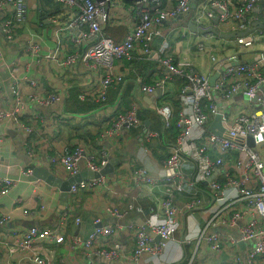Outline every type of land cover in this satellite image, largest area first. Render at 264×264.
Instances as JSON below:
<instances>
[{"label": "built area", "instance_id": "1", "mask_svg": "<svg viewBox=\"0 0 264 264\" xmlns=\"http://www.w3.org/2000/svg\"><path fill=\"white\" fill-rule=\"evenodd\" d=\"M52 1L59 4L69 16L64 25L60 19L51 20L55 27L53 47L42 49L45 45L39 44L41 39L36 33L28 35L22 46L33 61L54 62L61 75L80 67L84 69L90 82L86 81L85 86L78 91L80 102L102 105L107 99L108 90L124 82L126 73L123 69H117V63L131 61L137 48L142 49L143 55L148 58L155 56L156 61L166 69V74L151 85H145L139 78L137 82L142 92L162 93L169 81H181L176 95L178 111L174 123L175 141L164 161V167L170 173L157 179L151 178L143 168H136L131 173L138 190L163 188L165 199L162 219L157 220L159 215L152 207L144 209L135 204H127L121 210L108 207L117 223L107 226L95 220L93 232L83 238L65 233L64 227L68 223L79 224V219L73 217L68 209L58 217L55 229L32 226L20 233L11 229L9 235L13 239L2 244L17 247L34 264H55L56 249L63 246L70 257L83 255L90 264H94L91 262L94 259L116 264H170L162 259L163 244L176 242L179 213L172 205L171 197L185 192L180 164L186 160L193 163L194 171L186 174V188L190 187L192 192L186 190V202L182 210L186 214L204 210L207 218L193 237L186 235L185 239L175 245L180 247L192 242L199 245L203 242L214 253H219L226 247L236 249L239 243H243L248 246L245 255L241 257L234 254L232 263L264 264V157L257 148L264 143V51L258 52L252 61L239 60L238 57H212L216 70H224L214 87H211L208 78L198 74L188 64H175L164 57L166 38H163L158 50L151 49L153 40L163 37L162 26L178 20V17H186L189 23L200 27L217 20V28L227 29L233 25L236 27L235 32H243L252 26L249 15L259 5L264 21V0H141L131 4L122 0H104L100 3L94 0ZM115 5L123 7L136 20V25L127 31L119 43L104 31L108 28L105 24L117 23L115 17L109 14ZM26 15L27 0H0V32L6 42L18 41L17 29L19 24L23 25ZM100 19H103L102 24ZM181 35L189 42L195 34L186 27ZM234 42L241 49L264 44V28L236 37ZM69 47L74 50L69 51ZM195 48L199 53L207 52L204 43L196 44ZM232 63L236 65L225 67ZM15 73L17 71L13 67L10 95L14 99V109L8 113L0 111V121L12 119L18 132L32 135L34 127L22 124L17 112L28 106H52L59 99V94L52 90L44 97L34 94L24 97L19 89L22 79ZM27 82L31 87H36L34 80L28 79ZM237 97L244 98L248 107L252 106L253 109L232 110V103L229 102ZM223 104H227L221 111L224 135L217 137L209 133L207 128ZM155 113L166 128L170 127L173 118L170 106L159 104L155 107ZM37 118L38 115L31 117L32 120ZM103 123L105 129L101 138L106 137L114 142L121 140L124 132L142 126L135 104L127 110L115 111ZM145 136L149 141L158 134L145 131ZM247 137L254 139L255 148L245 144ZM48 161L57 169L63 168L70 178L82 171L98 174L110 159L105 152L85 154L83 147L79 146L70 154L48 157ZM22 174L31 177L32 170L27 169ZM104 179L99 176L76 183L71 186L70 195L75 197L80 191L103 184ZM205 182L207 196L197 191L198 185ZM16 185L13 179L0 177V200ZM34 214L25 210L22 212L25 217ZM143 214H146V218L142 224H136L133 217ZM125 220L130 221L123 223ZM10 222L11 216L2 214L0 209V227L8 226ZM122 232L130 233L133 237L132 250L118 239ZM154 237L164 242H155ZM182 264H197L195 253L186 256Z\"/></svg>", "mask_w": 264, "mask_h": 264}, {"label": "crops", "instance_id": "2", "mask_svg": "<svg viewBox=\"0 0 264 264\" xmlns=\"http://www.w3.org/2000/svg\"><path fill=\"white\" fill-rule=\"evenodd\" d=\"M260 11L261 5L249 15L254 33L261 27L253 25H263L264 23ZM109 12L111 16L115 17L117 23L114 25L105 24L104 26H108L106 34L119 43L127 31L136 25L135 16L130 15L118 5L113 6ZM52 19H60L64 25L69 16L59 4L54 2L50 1L49 4H45L43 0H27L26 19L23 25L19 24L17 29L18 41L8 43L0 32V111L8 113L14 109V99L10 95L13 67L16 68V76L22 79L19 89L24 97L31 94L44 97L52 90L59 94V99L52 106H28L17 112V117L22 124L34 127L32 135L18 132L12 119L6 118L0 121V177H8L17 182L16 187L0 200L2 214L11 216L10 224L0 227V264H34L17 247L2 244L13 239L12 235H9L10 230L13 229L20 233L32 226L55 229L58 217L68 209L71 210L73 217L79 219V224L68 223L64 227L65 233L79 235L83 238H87L93 232L95 220H99L101 224L107 226L117 223V219L109 213L108 207H116L120 210L127 204L139 205L144 209L152 207L159 215L157 220L162 219V204L165 199L163 188L138 190L131 178V173L136 168H143L153 179L164 178L170 173L164 167V161L168 158L174 144L175 131L164 126L162 119L155 113L154 107L159 104L167 105L175 114L178 111L176 95L181 81H169L164 86L162 95L158 97L157 92L155 94L142 92L137 80L141 78L145 85H151L166 74V69L163 67L161 69L158 66L159 71L150 68L149 72L143 76H136L131 73L132 70L121 68L126 74L118 98L111 102L108 100L107 103L95 110L87 111V105L82 104L77 98L78 91L85 86L86 81L90 82V77L84 69L80 67L73 72L68 71L61 75L54 62L48 60L38 63L24 52L22 45L27 41V36L33 33L40 37L39 44L45 45L42 49L53 47L55 27L52 24ZM188 24L186 17L165 23L162 26L163 37L155 38L151 43V49L157 46L159 39L166 38L167 50L164 57L171 59L175 64H188L208 80L217 72V67L211 60L214 52L221 55L219 59L238 57L239 60L252 61L258 52L264 51L263 43H258L249 49H241L235 45L234 39L226 40L214 35L196 34L188 42L181 35L183 28H188ZM205 25V27H210L212 23ZM217 29L222 33L232 34L235 33L236 27L230 25L227 29L222 27ZM199 43L206 45V53L197 52L195 46ZM73 50V47H69V51ZM139 57H144V55L142 49L137 48L132 60L136 61ZM149 59L156 61L155 56ZM156 63L158 62L156 61ZM122 65L123 62L119 61L116 65L117 69H120V66L124 67ZM28 79L34 80L36 87L28 85ZM132 104H135L139 110L142 126L128 133L124 132L122 139L117 142L106 137L101 138V133L105 129L104 119L109 118L115 111L129 109ZM231 108L234 111L253 109L252 106L248 107L245 99L241 98L236 99L231 104ZM32 115H38L37 120H32ZM145 131H154L158 136L148 141ZM79 146L83 147L85 154L97 155L105 152L110 160L118 159L119 162L112 167L113 170L110 174L102 176L105 178L103 184L99 183L96 187L80 191L75 197L69 195L64 207L60 205V190L58 188L48 187L41 180L31 181L30 176H23L22 173L25 170L35 167L48 170L50 174L62 181L68 180L69 177L63 168H55L48 161V157L57 154H70L75 147ZM257 148L264 157V143ZM193 171L192 162L186 160L181 162L180 172L184 176L182 183L185 192L171 197V203L179 213L176 242L185 239L186 235L193 237L197 228L203 225L207 218L204 210H197L190 214H186L182 210L186 202V190L192 192L190 187L186 188V174H191ZM206 189V185L203 184V189L199 188L197 191L200 190V194L202 192L207 196L203 192ZM24 210L36 214L32 217H25L22 215ZM146 214L134 216L133 221L141 225ZM130 220H125L123 223ZM118 239L128 249L134 248V240L130 233L128 235V233L122 232ZM176 242L163 244L162 259L170 264H182L186 256L193 253H195L197 264H233L234 254L243 257L246 248H248L242 243L243 245L239 246L238 244L236 249L226 247L219 253H214L203 242L199 245L192 242L180 247L175 245ZM63 247L56 249L55 264H90L83 255L70 257ZM91 262L94 264H116L102 259H94Z\"/></svg>", "mask_w": 264, "mask_h": 264}, {"label": "water", "instance_id": "3", "mask_svg": "<svg viewBox=\"0 0 264 264\" xmlns=\"http://www.w3.org/2000/svg\"><path fill=\"white\" fill-rule=\"evenodd\" d=\"M96 3H100V2H103L104 0H94ZM123 2L125 3H135V2H139L141 0H122ZM181 17H178V20H180ZM100 23L102 24L103 23V19H100ZM261 28H263V25L261 24H256V25H253L254 27L255 26H259ZM218 27V21L217 20H214L213 23H212V26L210 27H200V26H196L192 23H189L188 24V28L189 30L193 33V34H197V35H214L215 37H218V38H221V39H226V40H229V39H235L236 37H243L249 33H251L253 31V28H249L243 32H235V33H232V34H225V33H222L220 31H218L217 29ZM236 65L235 63H232L228 66H225L226 68L230 67V66H234ZM223 68H220L217 70V72L209 79V85L211 87H214L220 73L223 72ZM263 92H264V89H263ZM161 91H157L156 95L158 97L161 96ZM156 96V97H157ZM238 98H241L242 97H237L233 100H231L229 102V104L233 103L234 100L238 99ZM244 99V98H243ZM227 104H223L220 109H219V113L215 116V118L212 120V122L209 124L208 126V132L217 136V137H221L224 135V128L222 126V117H221V111H222V107L223 106H226ZM155 109V107H154ZM153 109V110H154ZM145 124H147L145 122ZM263 138H264V135H263ZM238 142H242L241 139H237ZM245 144L251 148H255V142H254V139L252 137H247L245 140H244ZM264 160V158H263ZM118 159H113V160H110L109 163L107 165H105L101 170L100 172L97 174V173H91L89 171H82L80 174L78 175H75L73 177H70L68 180L66 181H62L58 178H56L55 176H53L52 174H50V172L46 169H39V168H35L33 167L31 170H32V175H31V181L32 180H41L43 181L48 187H55V188H58L60 190V196H59V199H60V205L62 207H64L68 201V197L70 195V188L71 186L75 185L76 183H79L81 181H86V180H91V179H94V178H98L99 176H104V175H107V174H110L112 172V167L117 165L118 164ZM204 185H207V182L203 183ZM155 239V242H164L162 239H160L159 237H154ZM243 244L242 243H239V246H242Z\"/></svg>", "mask_w": 264, "mask_h": 264}, {"label": "trees", "instance_id": "4", "mask_svg": "<svg viewBox=\"0 0 264 264\" xmlns=\"http://www.w3.org/2000/svg\"><path fill=\"white\" fill-rule=\"evenodd\" d=\"M43 1L45 4H49L50 1L53 2L52 0H43ZM126 4H131V3H126ZM104 31H106V29ZM161 41H162V39H159L157 41V46L152 50H154V51L158 50L160 47L159 45H160ZM122 62H123L122 66H124V67L120 66V69L126 68L128 70H132L131 73H133L136 76H143L145 73L149 72L150 68L151 69L154 68L155 71H157V70L159 71V69H157L159 66V68L162 69V66L159 63H156V61L149 59L145 55H144V57H139V59H137L136 61L131 60V61H122ZM122 84L117 86L115 89L108 90L107 99L102 105L107 103L108 100H109V102H111L114 99L118 98L119 91L122 89ZM82 104L87 105V107H86L87 111H92V110H95L96 108H99L102 106V105H91V104H86V103H82ZM139 117H140V119L142 118L141 115H139ZM176 118H177V112L175 114H173V118H172L171 125H170V128H172L175 131V135H176V129H175L174 123H175ZM198 187L203 189V184H199ZM204 188H205V186H204ZM203 192H205L207 194L206 191H203ZM145 209H148V208H145Z\"/></svg>", "mask_w": 264, "mask_h": 264}, {"label": "rangeland", "instance_id": "5", "mask_svg": "<svg viewBox=\"0 0 264 264\" xmlns=\"http://www.w3.org/2000/svg\"><path fill=\"white\" fill-rule=\"evenodd\" d=\"M218 52H220V51H218ZM211 57V56H210ZM213 58H216V57H221V55L219 54H217V52H214V54H213V56H212Z\"/></svg>", "mask_w": 264, "mask_h": 264}]
</instances>
